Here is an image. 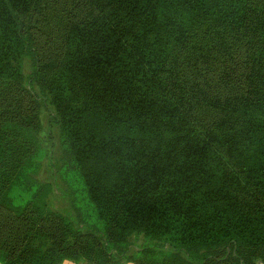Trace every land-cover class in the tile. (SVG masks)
Listing matches in <instances>:
<instances>
[{"label": "trees", "instance_id": "obj_1", "mask_svg": "<svg viewBox=\"0 0 264 264\" xmlns=\"http://www.w3.org/2000/svg\"><path fill=\"white\" fill-rule=\"evenodd\" d=\"M40 103L77 215L6 193ZM133 234L182 264L264 248V0H0V264L36 237L42 264H122Z\"/></svg>", "mask_w": 264, "mask_h": 264}, {"label": "rangeland", "instance_id": "obj_2", "mask_svg": "<svg viewBox=\"0 0 264 264\" xmlns=\"http://www.w3.org/2000/svg\"><path fill=\"white\" fill-rule=\"evenodd\" d=\"M24 70L25 72L29 71L27 59L25 61ZM35 88L38 90V86H35ZM49 116V106L47 107L46 104L40 103L39 128L37 130L40 150L35 159L36 170H31L28 171L29 173L16 176L6 188V193L11 197L14 204H25L32 198V195L38 193V196L36 195L37 197L35 199L37 204L41 206L46 205V208L59 211L62 214L71 212L72 214L77 215V209L74 207L72 201L74 199V192L64 180L61 173L62 150L59 139V127L55 124H49ZM39 184L44 185L39 186ZM72 226L75 227V224ZM130 239L132 241V247L127 252V255L122 259H116L118 261L122 260V264H182L181 256L174 254L169 250L156 248H150L143 251L136 250V248L140 249L141 244L146 241L143 234H133L130 236ZM36 241L37 243L39 242L38 245H41L40 252L37 256L39 260H32V264H42L39 262L41 260H47L49 255V241L46 240V247H43L44 243H41L42 241H40L39 237H36ZM86 249L87 245H85L81 252ZM85 254L86 253L83 255ZM242 254L243 256L250 258L247 260V264H253L252 262L258 264L259 260H262L264 257V248H245L242 250ZM89 259L91 258L89 257ZM89 259L78 256L75 259L68 260L80 264H96L94 261L103 263V257H97L94 261Z\"/></svg>", "mask_w": 264, "mask_h": 264}, {"label": "crops", "instance_id": "obj_3", "mask_svg": "<svg viewBox=\"0 0 264 264\" xmlns=\"http://www.w3.org/2000/svg\"><path fill=\"white\" fill-rule=\"evenodd\" d=\"M61 264H80V263H77V262H73L71 260H68V259H64ZM124 264H135V263H124Z\"/></svg>", "mask_w": 264, "mask_h": 264}]
</instances>
